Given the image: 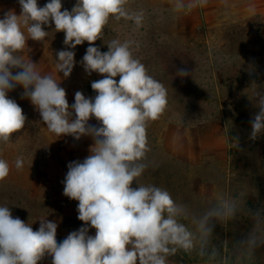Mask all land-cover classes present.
<instances>
[{
	"label": "clouds",
	"instance_id": "clouds-1",
	"mask_svg": "<svg viewBox=\"0 0 264 264\" xmlns=\"http://www.w3.org/2000/svg\"><path fill=\"white\" fill-rule=\"evenodd\" d=\"M18 3L19 15L8 10L0 18V143H8L25 127L22 108L8 97L22 86V98L31 101L50 132L76 140L88 136L93 144L82 162L68 164L63 181V194L78 201L77 218L84 226L58 243L57 222L41 219L34 231L29 223L14 218L9 206H0V264H39L45 256L52 257V264H169V257L180 251L196 252L206 264H228L222 246L212 243L213 229L215 223L225 225L238 218L240 199L223 196L196 213L177 203L167 189L139 183L152 164L147 129L167 110L168 90L136 55L140 44L135 38L111 39L106 52L93 46L103 39L110 20L131 21L133 32L141 29L145 10H133L129 0H76L71 11L62 10L61 0H48L43 7L37 0ZM207 3L171 0V10L190 12ZM52 24L56 32L65 33L68 49L56 53L57 72L70 76L76 63L71 49L87 41L81 64L88 75L103 76L91 83L95 97L77 91L71 107L66 90L53 75L42 74L37 64L16 54L28 47L29 39L45 41L49 32L44 26ZM190 72L181 68L176 75L187 77ZM253 99L258 112L250 121L249 138L255 141L264 134V90L255 89ZM92 117L99 127L89 124ZM23 163L17 157L15 168L20 170ZM10 171L8 161L0 159V181ZM244 215L252 228L245 239L232 243V257L235 264H254L257 249L264 245V209L245 205ZM89 227L95 229L94 236L89 235Z\"/></svg>",
	"mask_w": 264,
	"mask_h": 264
},
{
	"label": "rangeland",
	"instance_id": "rangeland-1",
	"mask_svg": "<svg viewBox=\"0 0 264 264\" xmlns=\"http://www.w3.org/2000/svg\"><path fill=\"white\" fill-rule=\"evenodd\" d=\"M47 2L37 0L40 7ZM61 2L62 10L71 11L76 0ZM129 5L133 10H145L143 27L133 32L131 21L110 20L103 39L96 40L93 46L106 52V43L114 38L123 41L131 36L139 42L136 55L168 90L167 110L158 120L149 123L147 133L155 145L160 142L170 148L173 142L180 157L175 160L202 166L188 179L196 188V196H187L185 181L180 179L184 167L170 164L160 152L148 155L152 164L145 171L148 174L139 178V183L167 189L177 203L186 204L196 213L203 212L220 197H238V218L225 225L215 223L212 238L213 244L222 246V255L228 258V264H235L232 243L245 239L252 228L251 220L244 215V206L264 209V134L255 141L249 138L250 121L258 112L253 93L257 88L264 90V0H208L206 6L190 12H173L171 0H129ZM8 10L19 15L18 0H0V18ZM54 29V24L44 26L49 32L45 41L29 39L28 47L16 54L37 64L42 74L53 75L66 90L71 107L77 91L86 98L95 97L91 83L103 76L96 72L88 75L81 64L89 47L87 41L71 49L76 63L70 76L65 78L62 72L58 73L56 53L68 49L64 44L65 33ZM181 68L191 71L190 76H177ZM16 71L20 69H13L14 73ZM22 93V86L8 93L22 108L27 120L24 129L13 134L8 143H0V159L11 166L9 176L0 181V206H9L13 217L29 223L34 231L38 230L41 219L57 222L59 243L70 232L84 226L77 218L78 201L63 194V181L70 156L82 162L90 154L88 136L76 140L50 132L35 106L29 99L22 98ZM207 99L212 103L207 104ZM210 121L226 125V141L217 149L210 146L204 153L201 146L194 145L198 130L191 133L192 138L189 130L190 126H202ZM89 124L100 126L95 117L90 118ZM215 136V132L205 134L203 140H214ZM233 138L237 139L238 148L234 147ZM73 143L79 148L77 151ZM231 155L236 162L231 163ZM17 157L23 158V165L32 173L23 170L24 167L15 168ZM132 186L137 185L134 182ZM183 222L191 227L189 221ZM89 235H95L94 228L89 227ZM39 264H52V257L45 256ZM169 264H206V261L196 252L180 251L169 257ZM254 264H264V245L257 249Z\"/></svg>",
	"mask_w": 264,
	"mask_h": 264
},
{
	"label": "crops",
	"instance_id": "crops-1",
	"mask_svg": "<svg viewBox=\"0 0 264 264\" xmlns=\"http://www.w3.org/2000/svg\"><path fill=\"white\" fill-rule=\"evenodd\" d=\"M207 104L209 103H212V100L211 99H207ZM178 117V116H176ZM179 121V120H177ZM222 121V120H221ZM221 121H210V122H207L206 124L202 125V126H190V138H192L191 136L193 134V132H196L198 130V136L196 137V141H195V144L194 145H198V146H201V152H206L207 150H210L211 147H214L217 149V147H219V145H222L226 140H225V129L224 127H226L225 124H221L222 122ZM215 122V123H214ZM220 122V123H218ZM227 128V127H226ZM197 129V130H196ZM216 133V136L214 137V140H210V141H205L203 140V137L205 134H209V133ZM180 134V133H179ZM88 143L90 146L93 144V140L91 137H88ZM191 140V139H190ZM75 142V141H73ZM81 143V142H80ZM228 143V142H227ZM75 145V149L77 151V149H79L77 147V145L75 143H73ZM156 145H158L160 148H164V150L172 157V158H180L178 156V153L176 152L175 148H174V144L172 142V144L170 145V148L167 147V145H164L163 143H160V142H157ZM211 146V147H210ZM191 147L193 148V140L191 141ZM175 150V151H174ZM71 154V153H70ZM70 160L68 162V164L72 161H81L80 159H77V158H74L73 156H70ZM203 158H204V155H203ZM203 158H201V160H203ZM68 164L66 165V170L68 171ZM23 170H26L28 172H31L32 173V170L29 169L26 165H23ZM32 177H34V173L31 175Z\"/></svg>",
	"mask_w": 264,
	"mask_h": 264
},
{
	"label": "trees",
	"instance_id": "trees-1",
	"mask_svg": "<svg viewBox=\"0 0 264 264\" xmlns=\"http://www.w3.org/2000/svg\"><path fill=\"white\" fill-rule=\"evenodd\" d=\"M147 136H148V142H149V145H150V148H151V151L148 153L149 156H154L156 155L157 153H162L163 154V158L169 162L170 164H177V165H181V167L183 166L185 170L183 172V174H180V179L182 181H185V184L184 186H186V192H187V196L189 195V197L191 196H196V188L195 186H192L190 183H188V179L189 177L191 176L192 172L195 171V170H198V167H202L201 165H190L189 163H180L179 161L175 160L174 158H172L166 151H161L159 148L160 147H157L154 143V141L151 139L150 135L147 133ZM233 153L235 154L236 151L234 150ZM233 154V155H234ZM230 161L231 163L233 162H236V160L234 159V156L231 155L230 157ZM205 163V164H204ZM203 165H206V161H204ZM148 173L145 172L144 173V176H146ZM226 183V181H224V184Z\"/></svg>",
	"mask_w": 264,
	"mask_h": 264
}]
</instances>
